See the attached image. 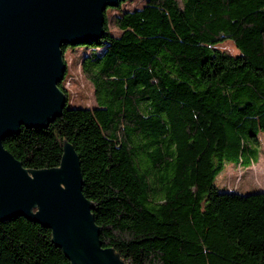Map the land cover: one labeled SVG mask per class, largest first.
<instances>
[{"label": "trees", "instance_id": "1", "mask_svg": "<svg viewBox=\"0 0 264 264\" xmlns=\"http://www.w3.org/2000/svg\"><path fill=\"white\" fill-rule=\"evenodd\" d=\"M125 1L106 8L100 37L61 46L91 47L81 69L96 105H65L3 146L43 169L70 142L102 245L125 264H264V191L215 183L225 161L262 148L264 0ZM225 40L237 54L217 48ZM0 264L71 263L50 229L16 218L0 220Z\"/></svg>", "mask_w": 264, "mask_h": 264}, {"label": "water", "instance_id": "2", "mask_svg": "<svg viewBox=\"0 0 264 264\" xmlns=\"http://www.w3.org/2000/svg\"><path fill=\"white\" fill-rule=\"evenodd\" d=\"M119 1L0 0V220L50 229L71 264H125L102 245L74 147L63 141L56 167L27 169L2 142L21 126L44 128L60 116L67 102L61 46L100 37L106 8Z\"/></svg>", "mask_w": 264, "mask_h": 264}, {"label": "rangeland", "instance_id": "3", "mask_svg": "<svg viewBox=\"0 0 264 264\" xmlns=\"http://www.w3.org/2000/svg\"><path fill=\"white\" fill-rule=\"evenodd\" d=\"M145 0H126L120 7L123 10H133L142 6ZM119 9H107L106 20L108 27L117 33L114 18ZM66 47L63 51V59L66 64V72L62 80L64 93L67 94V107L82 106L92 108L96 105L94 88L85 77L81 69L82 58L91 51V47ZM224 53L235 55L237 48L230 40H225L217 45ZM219 189L234 190L239 193H251L264 191V138L262 148L257 158L252 160H230L224 162V168L215 180Z\"/></svg>", "mask_w": 264, "mask_h": 264}]
</instances>
